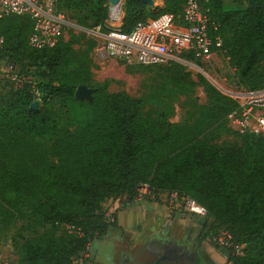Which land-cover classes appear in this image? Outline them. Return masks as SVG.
<instances>
[{"label":"trees","instance_id":"1","mask_svg":"<svg viewBox=\"0 0 264 264\" xmlns=\"http://www.w3.org/2000/svg\"><path fill=\"white\" fill-rule=\"evenodd\" d=\"M184 2L163 0V6L151 9L143 0H124L121 29L128 33L141 21L178 15ZM204 2L221 25L224 54L238 55L239 74H259L264 68V0H247L243 10L226 9L224 0ZM58 9L91 30L104 27L109 17L108 0H59ZM32 30L29 17L0 22L5 39L1 58L12 61L27 50ZM33 52L43 65L38 80H26L20 89L12 86L0 107V222L10 225L20 211L16 199L24 198L34 203L36 220L50 226L25 242L21 264L88 261V244L93 247L108 234L109 220L115 224L114 214H103L102 204L122 196L134 203L143 185L155 196L177 192L195 200L206 208L211 228L226 230L237 244L231 230L235 227L246 240L238 244L246 247L241 256L230 250L232 264H264L263 157L233 188L219 168L218 150L192 144L176 127L153 120L141 100L110 93L109 82L95 86L91 101L77 99L83 84L79 73L88 56L69 42ZM181 59L192 60L186 54ZM68 66L74 70L67 73ZM207 95L211 121L223 120L237 108L233 99L212 87ZM63 97L83 109L84 122L74 131L57 129L52 106ZM38 99L40 106L33 108ZM49 149L57 162L50 161ZM60 225L79 230L78 235L66 230L58 234L54 228Z\"/></svg>","mask_w":264,"mask_h":264},{"label":"rangeland","instance_id":"2","mask_svg":"<svg viewBox=\"0 0 264 264\" xmlns=\"http://www.w3.org/2000/svg\"><path fill=\"white\" fill-rule=\"evenodd\" d=\"M158 6L155 5L151 9ZM224 6L229 10H243L247 7V0H224ZM67 19L69 24L64 29L62 41L69 42L76 51L88 56L85 70L79 73L83 83L80 86L94 91L97 84L109 82L110 93H120L141 100L145 114L155 121H165L168 125L176 127L188 142L215 148L221 155L219 163L221 173L233 188L251 172L254 162L259 157L264 158V134H241L229 126L228 117L211 121L208 113L210 101L207 95L208 87L233 100L239 94L264 90V68L259 74L256 73L257 75L242 77L238 71L239 59L236 53L222 54L211 61L186 60L179 61L176 65L169 63L154 67L121 63L99 52L101 40L91 29L77 25L69 16ZM7 58L4 56L0 59V107L3 98L14 91L12 87L14 84L3 77L2 70L14 66L23 86L26 80L37 81L38 71L43 67L41 59H36V52L30 47L14 56L12 61ZM73 70L74 66H68L66 72ZM39 106L40 102L34 108ZM52 110L59 130L74 131L84 122L83 109L72 99L58 98ZM48 152L50 161L57 162L58 157L54 151L49 149ZM141 193V197L138 196L136 201H145L143 205L157 204L165 207L169 212H175L171 213L175 217L188 215L176 210L171 203L168 204L165 196L151 195L147 190H142ZM16 200V205L20 209L17 218L8 226L0 222V264H21L20 255L25 242L50 228L48 225L44 226L40 219L36 220L35 212H32L34 203L24 198ZM128 206L132 205L126 196L107 199L102 204V212L111 216ZM109 222V232L119 234L112 220ZM56 230L58 234L66 230L76 235L79 231L67 225H60L58 229L54 228V231ZM231 230L237 243L234 245L243 246L244 249L246 244H239L246 241L245 238L238 235L235 227ZM222 253L221 264H232L229 258L231 252L222 250ZM91 256L82 264H93Z\"/></svg>","mask_w":264,"mask_h":264},{"label":"built area","instance_id":"3","mask_svg":"<svg viewBox=\"0 0 264 264\" xmlns=\"http://www.w3.org/2000/svg\"><path fill=\"white\" fill-rule=\"evenodd\" d=\"M58 1L0 0V22L9 17H29L33 22L29 47L37 51L52 49L62 40L64 29L69 24L66 14L58 9ZM154 2L156 5L157 0ZM123 8L124 0H120L117 6L109 3V17L105 26L92 30L101 40L99 52L110 59L154 67L186 61L181 59L184 54L189 55L192 58L190 61L194 62L211 61L224 54L221 25L213 18L204 0H185L180 14H162L156 19L141 21L128 33L121 29ZM4 44L5 39L0 36V59ZM2 72L3 77L11 81L16 89L22 87L21 77L15 72L14 66ZM37 96L40 97L39 94ZM234 101L237 108L228 116L229 126L241 134L263 135L264 90L236 95ZM142 190L151 194L149 187L143 185L139 189L140 197ZM159 196L167 197V203H171L176 210L195 215L209 223L206 208L195 200L180 196L177 192L161 193ZM213 238L218 246L232 250L234 255L243 254V246H235L231 234L226 230L214 231ZM91 251L90 243L84 255L86 260L90 259Z\"/></svg>","mask_w":264,"mask_h":264},{"label":"flooded vegetation","instance_id":"4","mask_svg":"<svg viewBox=\"0 0 264 264\" xmlns=\"http://www.w3.org/2000/svg\"><path fill=\"white\" fill-rule=\"evenodd\" d=\"M171 218L189 221L188 226L176 225L183 229L180 241L177 234H173L151 246L131 250L125 233L120 231L114 235L109 232L95 241L91 256L93 264H221L222 250L227 249L214 242V231L207 221L192 214L185 217L172 215Z\"/></svg>","mask_w":264,"mask_h":264},{"label":"crops","instance_id":"5","mask_svg":"<svg viewBox=\"0 0 264 264\" xmlns=\"http://www.w3.org/2000/svg\"><path fill=\"white\" fill-rule=\"evenodd\" d=\"M157 5V3H156ZM163 6V0L161 4ZM97 37V36H96ZM98 38V37H97ZM145 201H135L121 211L114 214L115 228L125 233L129 239L131 250L140 246H151L161 238L177 234L179 241L183 236V229L177 228V224L188 226V220L176 218L173 220L172 212L157 204H144ZM138 205L137 207H135ZM176 231V233H175Z\"/></svg>","mask_w":264,"mask_h":264},{"label":"water","instance_id":"6","mask_svg":"<svg viewBox=\"0 0 264 264\" xmlns=\"http://www.w3.org/2000/svg\"><path fill=\"white\" fill-rule=\"evenodd\" d=\"M108 2L112 6H117L119 4L120 0H108ZM143 2L146 5H148L150 8H153L155 6L154 0H143ZM92 95H93V91L90 89H87L85 86H80L76 92V98L79 100L90 101V100H92ZM37 105H39V102H35L33 104V108L36 107ZM146 261H147V259H146Z\"/></svg>","mask_w":264,"mask_h":264},{"label":"bare ground","instance_id":"7","mask_svg":"<svg viewBox=\"0 0 264 264\" xmlns=\"http://www.w3.org/2000/svg\"><path fill=\"white\" fill-rule=\"evenodd\" d=\"M157 4H161V0H157Z\"/></svg>","mask_w":264,"mask_h":264}]
</instances>
